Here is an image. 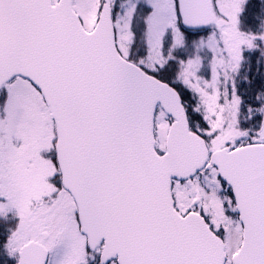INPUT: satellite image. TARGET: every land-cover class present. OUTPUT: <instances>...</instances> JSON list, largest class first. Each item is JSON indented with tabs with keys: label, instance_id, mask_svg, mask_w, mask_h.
I'll return each instance as SVG.
<instances>
[{
	"label": "snow or ice",
	"instance_id": "obj_1",
	"mask_svg": "<svg viewBox=\"0 0 264 264\" xmlns=\"http://www.w3.org/2000/svg\"><path fill=\"white\" fill-rule=\"evenodd\" d=\"M0 264H264V0H0Z\"/></svg>",
	"mask_w": 264,
	"mask_h": 264
}]
</instances>
